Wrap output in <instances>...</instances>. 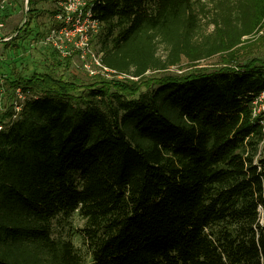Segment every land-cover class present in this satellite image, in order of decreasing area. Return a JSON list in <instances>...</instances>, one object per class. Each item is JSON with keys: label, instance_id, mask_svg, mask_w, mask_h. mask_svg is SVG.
Listing matches in <instances>:
<instances>
[{"label": "trees", "instance_id": "1", "mask_svg": "<svg viewBox=\"0 0 264 264\" xmlns=\"http://www.w3.org/2000/svg\"><path fill=\"white\" fill-rule=\"evenodd\" d=\"M82 10L109 77L82 83L22 62L5 75L24 98L0 112V264H264V125L251 111L264 61H237L264 0ZM27 11L3 43L17 54L41 35L36 15L59 9ZM215 54L211 71L144 76ZM76 210L89 260L52 236L51 220Z\"/></svg>", "mask_w": 264, "mask_h": 264}, {"label": "rangeland", "instance_id": "2", "mask_svg": "<svg viewBox=\"0 0 264 264\" xmlns=\"http://www.w3.org/2000/svg\"><path fill=\"white\" fill-rule=\"evenodd\" d=\"M28 0H12V7L6 8V29L9 31L18 25H21L28 17V9L35 8L36 11H48L50 9H58L60 0H36L33 5L28 4ZM31 11V10H29ZM77 19V16L74 17ZM79 22L76 23L77 28L70 31L69 34H52V30L60 29V18L51 13L37 14L35 17V28L41 35L38 39H29L23 42L20 48L23 53L15 52L14 47H7L0 43V112H2L10 104H16L23 100L24 95L16 91L5 82V75H8L10 69L16 66V63L22 62L28 70L33 69L52 70L54 69L57 75L63 76L65 79L77 77L82 83L90 81L91 77L100 73L109 77L100 65V47L96 38V25L86 14L81 15ZM79 33L85 34L84 43L81 41ZM2 44V45H1ZM244 48H238V62L245 63L251 58H256L264 61V23L258 31L245 38L243 42ZM25 49V50H24ZM165 48L163 45H158V54L163 57ZM222 56L215 54L213 56L201 59L195 63H189L185 59H181L178 65L170 66L161 71L148 70L144 76H156L164 73H189L196 71H211L221 65ZM58 67V68H54ZM14 70V69H13ZM25 73V71H24ZM123 77V76H121ZM145 88L141 87L143 91ZM259 150L264 151V141L259 143ZM85 219L76 210L69 216H56L51 220L52 236L62 239H70L72 243L79 248L80 252L85 255L86 260H89L86 254V248L82 244L81 229L84 226Z\"/></svg>", "mask_w": 264, "mask_h": 264}, {"label": "built area", "instance_id": "3", "mask_svg": "<svg viewBox=\"0 0 264 264\" xmlns=\"http://www.w3.org/2000/svg\"><path fill=\"white\" fill-rule=\"evenodd\" d=\"M85 0H60V7L58 8L59 11L55 14L60 18V29L59 30H52V34H69L70 31L74 29H78L76 23L79 22V17L81 15H88L90 18L89 12L85 11L83 12L82 6L84 5ZM13 2L12 0H0V43H4V41L10 39L12 36L15 35V32L11 33L13 31V28L9 31L6 29V8L8 7L9 10L12 7ZM77 16V19L74 17ZM91 19V18H90ZM96 25L95 20L91 19ZM76 21V23H75ZM74 27L72 29L71 27ZM97 27V26H96ZM79 30V29H78ZM81 37V41L84 43L85 41V34L79 33ZM2 45V44H1ZM101 67L106 70L107 74L111 71L108 68L104 67L100 63ZM121 74L116 75L117 78H122ZM16 91H19L16 89ZM251 111L252 116L255 118H258V121L264 125V88L260 90L256 96L253 98L251 102Z\"/></svg>", "mask_w": 264, "mask_h": 264}]
</instances>
